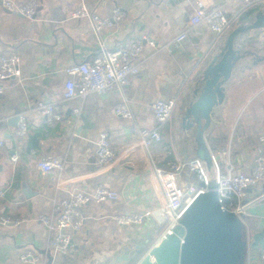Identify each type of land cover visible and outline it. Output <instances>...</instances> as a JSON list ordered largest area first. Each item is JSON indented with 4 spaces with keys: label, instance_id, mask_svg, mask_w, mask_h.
<instances>
[{
    "label": "crops",
    "instance_id": "obj_1",
    "mask_svg": "<svg viewBox=\"0 0 264 264\" xmlns=\"http://www.w3.org/2000/svg\"><path fill=\"white\" fill-rule=\"evenodd\" d=\"M37 1L40 7L35 21L11 13L0 4V57L15 53L21 59L20 78L8 82L0 94V218L25 220L19 225H0V264H23L19 256L27 250L41 255L43 264L51 263L50 258L52 264H125V253L135 254L149 246L151 231L146 227L142 232L147 233H139L120 225L116 217L155 207L159 190L146 167L148 154L131 153L103 170L96 162L97 141L107 133L117 152L123 153L134 144L138 129L155 127L151 104L178 96L172 122L164 128L163 140L150 156L162 168L175 159L192 157L193 148L183 132V117L211 60L199 63L209 41L207 26L190 29L186 42L176 48L172 41L180 32L189 30L196 0L172 4L168 0ZM199 1L207 8L224 5V0ZM82 2L102 18L111 16L116 9L124 11L126 17L95 33L89 19L73 17ZM225 8L232 10L231 6ZM139 38L157 41L159 49L147 47L137 59L140 72L131 78L126 93L131 119L115 113L123 98L117 91L64 100L69 78L66 69L93 60L104 47L113 49ZM253 42L255 54L228 82L225 100L215 109L206 133L208 144L209 136H225L226 148L214 153L209 144L212 153L229 152L236 172L247 174L264 151L259 139L264 131V39L249 37L243 44L250 47ZM41 102L60 105L62 121L44 125ZM16 116L27 120L28 133L24 137L16 135L18 126L9 125ZM82 116L91 123L88 129H81ZM48 155L61 156L63 170L43 175L37 164ZM12 157L17 161L13 162ZM58 182L63 184L60 190ZM99 186L118 192L120 198L85 206L84 228L67 231L72 236L74 252L68 256L55 254L49 249V234L40 217L73 191L91 192ZM25 187L32 197L25 195ZM263 190L264 181L251 188L246 197V217L259 219V229L264 225V205L254 201ZM259 253L260 250L254 252L246 264H262L258 262Z\"/></svg>",
    "mask_w": 264,
    "mask_h": 264
},
{
    "label": "built area",
    "instance_id": "obj_2",
    "mask_svg": "<svg viewBox=\"0 0 264 264\" xmlns=\"http://www.w3.org/2000/svg\"><path fill=\"white\" fill-rule=\"evenodd\" d=\"M1 2L5 10L22 15L28 21H35L37 18L40 7L37 0L24 2L1 0ZM225 6H231L232 10L226 11ZM260 10H264V0H224L223 6L210 8L196 0L189 17V30L180 32L174 37L172 43L176 48H181L189 37L190 29L205 24L210 36L199 63L209 58L212 59L223 48L228 35L243 24L240 22L245 15L252 12L254 17ZM73 17L89 19L95 33H100L113 23H121L125 19L126 13L116 9L111 16L102 18L95 10L90 9L86 3L82 2L76 8ZM147 47L154 50L159 49L155 40L133 39L113 49L104 47L93 60L72 65L66 69L69 78L65 83L64 100L83 99L92 93L103 94L117 91L123 98L116 106L115 113L123 118L131 119L133 113L126 93L131 78L140 72L137 59ZM20 76V57L15 53L2 55L0 57V94L4 92L8 82L20 78ZM177 104L178 96L154 101L150 108L156 122L155 127L138 129L134 144L123 153L117 152L107 133H102L97 141L96 162L103 170L117 165L131 153L142 152L149 155L146 167L156 183V189L159 190V203L151 209L132 210L126 214L118 215L116 222L122 226L131 227L137 232L144 231L146 227V229H154L153 246H158L168 234H171L180 225L187 208L200 193L209 189L208 186L211 182L216 183V191L223 209L233 212L246 225V209L249 204L246 201L248 191L264 181V151L257 157L256 166L248 174L236 172L235 164L227 151L219 155L212 153V174L203 160L195 158L175 159L165 168L157 166L150 156V152L156 144L162 142L163 130L172 122ZM39 109L44 125L53 126L62 121L60 105L41 102ZM27 133V120L24 116H20L16 135L24 137ZM259 139L261 143H264V131L259 135ZM17 159V157H12L13 162ZM37 168L43 175H49L55 171L63 170L64 160L58 155H48L38 162ZM62 187L63 184L58 182L57 189L60 190ZM119 198L118 192L99 186L91 192L75 190L69 197L56 202L50 213L40 217L41 223L49 234V249L55 254L63 256L72 254L74 252L73 240L67 231H81L84 228L83 208L90 203L117 201ZM24 221L20 218L3 216L0 218V225H19ZM252 257L253 254L249 251L247 260ZM258 258V262L264 264V247L261 248ZM19 261L23 264H43L42 256L30 250L23 252L19 256Z\"/></svg>",
    "mask_w": 264,
    "mask_h": 264
},
{
    "label": "water",
    "instance_id": "obj_3",
    "mask_svg": "<svg viewBox=\"0 0 264 264\" xmlns=\"http://www.w3.org/2000/svg\"><path fill=\"white\" fill-rule=\"evenodd\" d=\"M174 2L177 0H168V3ZM254 35L264 39V10L258 11L250 22L239 25L228 35L223 48L210 60L202 76V85L195 91V99L184 113L183 132L193 148L190 159L203 160L211 174L213 154L206 133L215 109L225 100L228 82L246 64L250 55L255 54L254 50L242 49L243 41ZM81 119V129L91 127L85 117ZM19 120L20 116H16L9 125L16 128ZM208 188L194 199L180 225L158 246H148L135 254L125 253L122 257L125 264H246L249 251L253 254L264 247V225L253 235H247L242 219L223 209L216 183L211 182ZM24 193L28 198L33 194L27 187ZM254 202L264 205V190ZM52 261L50 258L49 264Z\"/></svg>",
    "mask_w": 264,
    "mask_h": 264
},
{
    "label": "trees",
    "instance_id": "obj_4",
    "mask_svg": "<svg viewBox=\"0 0 264 264\" xmlns=\"http://www.w3.org/2000/svg\"><path fill=\"white\" fill-rule=\"evenodd\" d=\"M252 14L253 13L251 12V13H248L247 15H245V17L242 19V21L240 23H242V22L246 21L247 19H249L250 17H252ZM224 137L214 139L213 137L209 136V138H208L209 144H210L211 149L214 153H219L220 151H222L226 148L227 142L224 139ZM245 222H246V225L244 228V232L249 231L250 235H253L255 232L258 231L259 219L255 218V217L247 216L245 218Z\"/></svg>",
    "mask_w": 264,
    "mask_h": 264
},
{
    "label": "rangeland",
    "instance_id": "obj_5",
    "mask_svg": "<svg viewBox=\"0 0 264 264\" xmlns=\"http://www.w3.org/2000/svg\"><path fill=\"white\" fill-rule=\"evenodd\" d=\"M253 18H254V17L249 18V19L246 20V22H245V21H244V22H245V23L250 22ZM240 24H241V23H240ZM251 37H252V38H259L258 36H255V35H254V36H251ZM248 38H249V37H248ZM245 40H246V39H245ZM245 40H244V41H245ZM244 41H243V42H244ZM253 45H255V42H253V43H252V46H250V47H249V46H246L245 44H242V49H243V50H246V47H248V48H250L251 50H253V49H254V48H253ZM244 46H246V47H244ZM149 230L151 231V232H150V236H149V237H150L149 240L151 241L150 244H149V247H150V246L153 247V241H154V238H155V231H154V229H149ZM149 230H148V231H149ZM139 233H147V231H145V232H139ZM246 234L249 235L248 231H246Z\"/></svg>",
    "mask_w": 264,
    "mask_h": 264
}]
</instances>
